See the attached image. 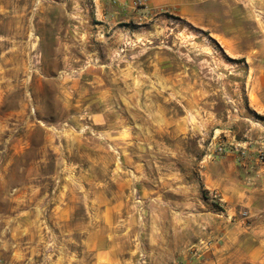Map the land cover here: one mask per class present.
I'll list each match as a JSON object with an SVG mask.
<instances>
[{"label": "rangeland", "instance_id": "obj_1", "mask_svg": "<svg viewBox=\"0 0 264 264\" xmlns=\"http://www.w3.org/2000/svg\"><path fill=\"white\" fill-rule=\"evenodd\" d=\"M143 1L0 0V264H264V0Z\"/></svg>", "mask_w": 264, "mask_h": 264}, {"label": "crops", "instance_id": "obj_2", "mask_svg": "<svg viewBox=\"0 0 264 264\" xmlns=\"http://www.w3.org/2000/svg\"><path fill=\"white\" fill-rule=\"evenodd\" d=\"M97 5H103V8L107 12H111V15L114 14H126L131 11V7L118 8L111 3V0H95ZM121 2L130 3L131 0H120ZM165 0H149L152 6H158ZM249 85L250 90V81L246 82ZM251 90H254L253 86ZM260 104L264 105V100L260 98ZM252 104V103H251ZM253 106V105H252ZM217 131H221V128H217ZM232 138L229 139L230 143H241L235 136L231 135ZM235 140V141H234ZM242 144H249L247 140H243ZM250 145V144H249ZM254 149H251L253 151ZM253 157H247L244 161L238 162V165L235 163L228 167H219L217 169V174L210 173L209 170L202 171V178L205 183L206 188L218 189L224 196L229 197L230 200L239 201L243 204L250 205L251 211L260 212L264 210V202L261 203V206H254L255 197L260 200V196H264V164L258 163ZM237 163V162H236ZM215 174V175H214ZM243 178L245 180H243ZM246 183L247 186L242 184ZM31 211L26 210L20 215H16L14 219L19 222L18 230L29 228L34 224V220L31 219ZM9 243L8 240L1 239L0 241V254L1 248ZM17 244V242H15Z\"/></svg>", "mask_w": 264, "mask_h": 264}, {"label": "built area", "instance_id": "obj_3", "mask_svg": "<svg viewBox=\"0 0 264 264\" xmlns=\"http://www.w3.org/2000/svg\"><path fill=\"white\" fill-rule=\"evenodd\" d=\"M111 3L118 7V8H126V7H137L144 3L143 0H137L134 3H128V2H121L120 0H111ZM231 151L237 152L239 157L241 158H247L251 155V149L247 145H241L240 143L232 144L231 145ZM218 152H224L227 150V148L223 145H220L217 148ZM257 152V159L264 162V151L258 150Z\"/></svg>", "mask_w": 264, "mask_h": 264}, {"label": "bare ground", "instance_id": "obj_4", "mask_svg": "<svg viewBox=\"0 0 264 264\" xmlns=\"http://www.w3.org/2000/svg\"><path fill=\"white\" fill-rule=\"evenodd\" d=\"M264 110V109H263ZM260 111V110H259ZM261 112V111H260Z\"/></svg>", "mask_w": 264, "mask_h": 264}]
</instances>
